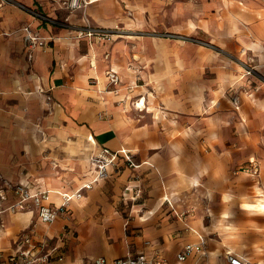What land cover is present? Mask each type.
Listing matches in <instances>:
<instances>
[{
	"label": "crops",
	"instance_id": "0c3cea01",
	"mask_svg": "<svg viewBox=\"0 0 264 264\" xmlns=\"http://www.w3.org/2000/svg\"><path fill=\"white\" fill-rule=\"evenodd\" d=\"M91 1L84 12L74 13H69L66 0H28L27 3L51 18L67 17L76 25L112 28L120 22L130 21L127 13L138 21L143 16L141 12L145 10L146 0ZM183 1L185 4L230 3L231 7L233 5L232 14L252 21L248 30L251 37L257 40L253 44L256 50L264 51V7L257 10L253 6L260 0ZM203 10L206 7L201 5ZM18 11L20 13L7 11L5 17L4 13L0 14V18L4 17V25L0 26V51L5 47L4 53L10 55L9 61H5L11 79L9 84L14 89L30 90V96L20 100V106L28 112L29 123H35L40 116V125L48 124L50 133H55L61 143L75 137L83 139L90 152L87 158L89 167L84 181L75 187L68 183L67 178L45 177L35 164L40 160L47 165L52 160L50 156L54 158L56 155L52 152H49L50 156L46 155L40 145L32 155L31 145L21 138L20 142L18 139V147L14 144V150L0 149V174L11 182L28 184L32 192L48 191L51 202L57 204L61 193L72 192L93 180L96 169L91 159L100 148H126L132 152L138 166L125 167L121 172L113 173L109 179L95 182L93 189L85 191L82 199L72 202L71 220L62 228L60 220L51 225L42 224L34 208L5 213L2 216L5 227L0 228V253L12 250L21 233L33 225L46 228V231L35 230L33 238L40 240L48 237L50 247L63 255V261H58L62 264H93L100 257L112 264L117 258L138 254L152 257L157 250L162 253L161 264H229L226 259L228 254L264 264V214L254 212L264 208V189L261 186L264 161L255 158L243 165L248 167L256 162L259 166L257 179L252 178L247 170L241 171L242 166H237L240 161L239 149L243 147L241 143L246 145L242 132L249 130V126L239 123L240 135L232 140V145H224L221 138L223 131L214 123L216 118L212 120L214 126L210 129L205 126L209 124V118L200 115L202 107H208L207 100L203 102L206 84H192L174 78L159 80L152 83L150 98L142 92L141 88L145 87H139L136 80H132L134 71L131 68L111 64L124 41L110 47L103 44L106 40L77 38L74 31L44 24ZM24 26H29L48 43L45 50H35L32 61L28 60L23 46ZM106 53L112 54L111 63L106 61ZM260 57L264 62V54ZM110 70L121 79L117 91H112L108 86L107 73ZM260 71L264 72V66ZM119 72L128 78L127 85ZM249 78H245L244 82ZM251 79L258 83L255 77ZM239 80L232 84L235 89L243 84ZM90 82L94 85H90ZM263 87L251 96L242 98L239 112L245 101L251 104L247 107L249 111L256 112L257 106L264 108V99H260ZM229 88L225 87L226 90ZM32 89L36 92H32ZM1 90L0 109L7 102L5 96L14 95L9 86L1 84ZM222 92L225 97L224 89ZM141 101L144 102L143 108L136 106ZM48 109L51 111L49 115ZM20 129L19 125L16 130ZM256 137V134L248 135L249 146ZM51 143L54 142H48L46 146L52 147ZM208 145L212 151H209ZM62 161L61 165L73 163V160ZM11 163L22 164L27 172L11 171ZM48 172L51 173V170ZM241 179L247 184L246 188H240ZM137 190H141V198L133 201ZM109 194H112L111 199ZM194 194L202 195L205 204L206 214L201 213L200 223L193 219H182L178 213L183 206L179 202L180 196ZM240 195L253 199L238 200L234 208H224L223 199L231 200V196L238 199ZM9 201L12 202L11 198ZM129 202L133 204L132 208ZM101 206L105 214L102 219L96 216ZM122 212L130 216H123ZM78 215L83 220L81 225L78 224ZM134 216L139 220L129 222L127 218ZM239 221L246 229V238L241 242L234 239L229 225L221 233L223 222L234 227ZM128 223L142 227V234L136 238L127 235L123 240L141 239L137 242L138 250L131 251V244H127V247L116 251L112 243L126 231L124 228ZM17 225L20 227L16 228ZM64 227L70 230L68 237L62 230ZM65 240L68 241L66 253L63 247ZM187 244H200L202 252L194 253L180 262L177 254ZM245 250H249L251 256Z\"/></svg>",
	"mask_w": 264,
	"mask_h": 264
},
{
	"label": "rangeland",
	"instance_id": "374dc122",
	"mask_svg": "<svg viewBox=\"0 0 264 264\" xmlns=\"http://www.w3.org/2000/svg\"><path fill=\"white\" fill-rule=\"evenodd\" d=\"M201 5L206 7V10H203L204 12L201 11ZM253 6L257 10H262L261 7H264V3L260 0V2L257 1ZM144 7L145 10L141 12L143 16L138 21L133 19L130 13H127L126 15L130 17V21L127 23L120 22L116 27L104 28H118L120 30L119 33L113 34L114 36L110 40H106L103 43L104 45L108 44L110 47H113L118 41H124L121 49L116 51L113 62L110 60L112 54L109 55V53H106L104 56L106 61L112 62L111 64L115 63L118 67L122 65L125 68H131L134 71L132 80H136L139 87L144 86L145 88H141L142 92L144 95L150 96V98H152V95L149 93L153 92L152 83L155 81L174 78L181 81L184 79V81L192 84H206L203 102L207 100L208 107H202L200 112V115L207 116L210 120H208L209 124L205 126L212 129L214 124L211 122L216 118L214 123L223 131L221 138L224 141V145H232V140L240 135L238 130L239 123H246L249 126V130L246 132L241 131L246 145L241 143L243 147L239 149L238 158H240V161L237 163V166H242L240 170L244 171V169H247V166L243 167V165L247 164L249 160L256 158L264 161V108L257 106L259 108L256 112L254 110L249 111L247 107H249L250 103L245 101L241 112H239L242 98L251 96L253 92H257L261 86H264L259 81L258 83L252 82L251 78L254 77L248 75L246 72L251 68L260 74H264V72L260 71V68L264 66L260 55L264 54V51L260 49L256 50V45L253 43L257 40L251 37L248 30L252 21L248 18L240 17L238 14H232L233 5L231 7L230 3L226 2H210L207 4L191 2L190 4H185L183 0H146ZM185 7L191 9H184ZM7 11L20 13L14 7H0V14L4 13V17ZM186 11L187 13H185ZM4 17L0 18V26L4 25ZM115 36L120 37L117 38ZM4 49L5 47L1 48L0 51V82L7 87H11L14 95L10 97L5 96V101L7 102L0 109V149L11 148L14 150V144L18 147L22 138L26 139L27 144L29 142L31 154L34 155L35 149L40 145L46 155H49L51 152L56 155L54 158L49 155L52 160L47 165L40 160L35 164L37 169L44 172L43 176L61 179L67 178L68 183H71L74 187L78 186L86 178V172L89 167L87 158L89 159L90 152L87 145L85 146V142L79 137L66 141L63 140L62 143L64 145H61L62 143L58 140L57 135L50 133L48 124L44 126L40 125V119H42L40 116L36 118L35 123L28 122V112L23 106H20V100L30 96V90H23L18 87L14 89L10 86L9 70L5 68L10 55L4 53ZM119 74L124 83H126L125 85H127L129 82L128 78L120 72ZM247 77H250L249 80L244 82V79ZM238 80L243 82V84H240L235 89L232 84ZM90 85H94V83L90 82ZM225 87L230 88L226 90ZM222 89L225 91V97L223 96L224 92H222ZM31 91L36 92L35 89ZM261 92L263 93L260 99L263 100L264 87ZM234 99L239 100V108H236ZM139 105L143 108L144 102L141 101ZM50 112L48 109L47 115ZM26 122L28 123L26 124ZM19 125L21 129L17 131L16 129H18ZM250 134H256L257 137L249 146L248 135ZM18 139H20L19 142ZM51 141L54 142L51 143L52 147L51 145L46 146ZM249 147H251V150H249ZM208 149L212 151L209 145ZM7 160H9V157ZM62 160H73V163L61 165L63 163ZM10 165L13 172H27L22 164L11 163ZM49 170H51V173L48 172ZM69 171L70 173L68 174ZM252 178L257 179L254 176ZM262 185L264 189V179H262ZM246 186L247 184L241 179L240 188L243 189ZM108 197L111 199L112 194H109ZM180 199L179 202L183 205L180 208L181 210L178 211L180 217L182 219H193V221L200 223L202 219L201 213L206 212L204 210L203 196L194 194L193 196H180ZM229 199L231 200L223 199L225 209L234 208L238 200H240L239 202H243L252 200L253 198L240 195L238 199L232 196ZM130 205L132 208L133 204L130 203ZM254 212L264 214V208H259ZM103 215L105 214L101 206L96 216L102 219ZM121 215L130 216L126 212H122ZM209 215L211 216V213ZM224 216H227V214ZM176 217L178 218L179 216ZM127 219H129V222L134 219L139 220L135 216L128 217ZM77 220L79 225L83 223L79 215ZM60 221L61 228L63 224H68L69 222L64 218ZM240 224L241 221L237 222V224L235 223L236 226L231 227L230 224H224L223 222L221 233L229 225V228L233 230L234 234L232 235L234 239L237 242H241L242 239L246 238L244 234L246 233V229ZM19 227L20 225H17L16 228ZM32 228L37 231H46V228L40 226L37 228L33 226ZM64 229L62 230L68 237L70 230L66 229V227ZM124 229L126 231L116 237L114 242L112 241L113 248L116 251H120L123 246L127 247V244H131L129 245L131 251L136 252L138 250L137 242L141 239H130L128 242L123 240L126 239L127 235H133L136 238L142 234V227L128 223ZM63 247L64 253H66L68 251L67 240L63 242ZM245 251L251 256L249 250ZM154 252L162 256L159 250ZM82 258L88 257L83 256ZM253 260L256 259L254 258ZM51 262L59 263L56 259L51 260ZM84 262H87L86 259H84ZM59 264H62V262Z\"/></svg>",
	"mask_w": 264,
	"mask_h": 264
},
{
	"label": "built area",
	"instance_id": "2783aa9c",
	"mask_svg": "<svg viewBox=\"0 0 264 264\" xmlns=\"http://www.w3.org/2000/svg\"><path fill=\"white\" fill-rule=\"evenodd\" d=\"M28 0H0V7L12 6L44 24H51L55 27L69 29L74 31L77 38H96L97 40H110L113 34L119 33L118 28L104 29L94 28L90 25L78 26L72 24L69 19L51 18L42 12L30 7ZM91 0H66V7L69 13L77 11H85ZM23 46L27 53V58L32 61L34 52L38 48L46 49L47 41L34 33L29 26H24ZM247 74L255 77L259 82L264 84V76L254 69H248ZM108 86L112 91H117V87L121 84L119 75L110 70L107 73ZM51 100L50 97L47 98ZM236 108H239V100L234 99ZM137 104L136 106H138ZM96 174L92 181L84 184L82 187L60 194V201L57 204L51 202V196L48 191L32 192L28 184L22 182H11L0 174V228L5 227L2 216L5 213L11 214L27 209H35L38 220L44 225H51L57 220H71L70 206L73 201H79L84 196L85 191H90L94 187V183L109 179L115 172H121L123 168H136L138 165L134 162L132 152L126 148L119 150H111L103 147L91 159ZM252 176L257 177L259 174V166L256 162L251 163L246 169ZM141 190H137L132 200L141 198ZM12 200L10 202L9 200ZM169 205L170 202H168ZM33 225L28 227L18 237L15 247L8 252L0 253V264H49L51 260L56 259L63 261V255L56 249L50 247L48 237L35 240V230ZM202 246L200 244H187L177 254V260L183 262L187 257L194 253H201ZM226 259L229 264H257L248 260L228 254ZM161 258L158 254L147 257L144 254H138L133 257L117 258L112 264H161ZM93 264H108L104 257L97 258Z\"/></svg>",
	"mask_w": 264,
	"mask_h": 264
}]
</instances>
